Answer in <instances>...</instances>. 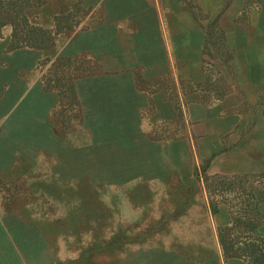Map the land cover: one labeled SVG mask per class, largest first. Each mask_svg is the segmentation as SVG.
Wrapping results in <instances>:
<instances>
[{"label":"rangeland","instance_id":"obj_1","mask_svg":"<svg viewBox=\"0 0 264 264\" xmlns=\"http://www.w3.org/2000/svg\"><path fill=\"white\" fill-rule=\"evenodd\" d=\"M152 2L0 0V50L52 45L32 14L43 6L57 30L83 32L80 51L41 62L65 166L2 176L0 264H264V172L238 171L250 145L216 160L185 139L178 81L159 46L132 35Z\"/></svg>","mask_w":264,"mask_h":264},{"label":"crops","instance_id":"obj_2","mask_svg":"<svg viewBox=\"0 0 264 264\" xmlns=\"http://www.w3.org/2000/svg\"><path fill=\"white\" fill-rule=\"evenodd\" d=\"M38 11L43 18L35 24L52 45L0 50V180L25 172L24 166L38 172L65 166L66 131L53 118L59 99L43 79L41 62L80 51L83 32L81 24L59 31L55 9L32 14ZM148 12L132 35L157 44L178 81L185 139L216 160L235 144L250 145L240 156L247 168L238 171L264 172V114L249 119L245 112L264 109V0H153ZM131 26L119 27L123 38Z\"/></svg>","mask_w":264,"mask_h":264},{"label":"trees","instance_id":"obj_3","mask_svg":"<svg viewBox=\"0 0 264 264\" xmlns=\"http://www.w3.org/2000/svg\"><path fill=\"white\" fill-rule=\"evenodd\" d=\"M6 24V22L4 23ZM15 27H12V30L14 29ZM10 37L11 38H14V30L11 31V34H10ZM21 45H29L30 43H28V41H24V42H20ZM30 45H37V44H30ZM220 243L222 245V248H223V254L225 255V257L227 258H230V257H236V256H239V254L236 253V250H233L234 248V244L235 242H231L229 240H227V238H225L224 236H220ZM246 256L248 257L247 255H250V254H241L240 256ZM263 258H264V255L262 254Z\"/></svg>","mask_w":264,"mask_h":264}]
</instances>
